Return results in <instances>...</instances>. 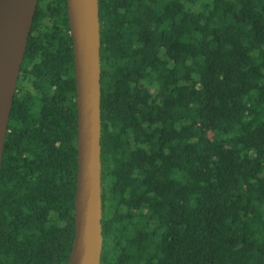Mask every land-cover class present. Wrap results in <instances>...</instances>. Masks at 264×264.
I'll return each instance as SVG.
<instances>
[{
	"label": "trees",
	"instance_id": "trees-1",
	"mask_svg": "<svg viewBox=\"0 0 264 264\" xmlns=\"http://www.w3.org/2000/svg\"><path fill=\"white\" fill-rule=\"evenodd\" d=\"M99 264H264V0H98ZM65 0H38L0 166V264H67Z\"/></svg>",
	"mask_w": 264,
	"mask_h": 264
},
{
	"label": "water",
	"instance_id": "water-1",
	"mask_svg": "<svg viewBox=\"0 0 264 264\" xmlns=\"http://www.w3.org/2000/svg\"><path fill=\"white\" fill-rule=\"evenodd\" d=\"M38 0H0V166L16 80ZM76 103L73 238L67 264H99L100 57L98 0H65Z\"/></svg>",
	"mask_w": 264,
	"mask_h": 264
}]
</instances>
